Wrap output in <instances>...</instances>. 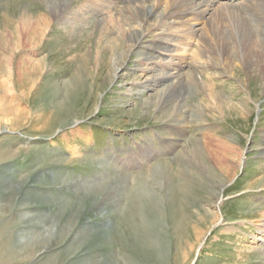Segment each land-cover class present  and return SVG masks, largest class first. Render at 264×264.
I'll list each match as a JSON object with an SVG mask.
<instances>
[{"label": "rangeland", "instance_id": "rangeland-1", "mask_svg": "<svg viewBox=\"0 0 264 264\" xmlns=\"http://www.w3.org/2000/svg\"><path fill=\"white\" fill-rule=\"evenodd\" d=\"M108 1L0 0V264H264V74L211 49L237 22L218 9L238 6L254 27L250 3L221 0L170 89L157 79L170 69L145 65L158 51L120 39L111 53L127 26ZM171 38L160 51L186 44ZM170 93L177 109L161 104ZM184 148L191 188L175 202L177 176L153 167L176 170ZM133 196L156 247L141 218L135 234L125 223Z\"/></svg>", "mask_w": 264, "mask_h": 264}, {"label": "bare ground", "instance_id": "bare-ground-1", "mask_svg": "<svg viewBox=\"0 0 264 264\" xmlns=\"http://www.w3.org/2000/svg\"><path fill=\"white\" fill-rule=\"evenodd\" d=\"M105 1L106 0H102V2H105ZM260 1H261V3H259ZM246 2L250 3L249 5H248V3H246L248 5L246 8V11L250 14V16L253 17L254 27L249 25V22L246 21V20H249V18L246 20H245V18H243V17H245V14L242 17V15H240V13H239L240 11H236L238 6L220 7L218 9V11H222V10H226V9L231 11V16L229 17V19L231 21L235 20L237 22L233 23L230 30L227 26H226V28L220 29L221 33L223 35L227 36V39L221 40L217 33L214 34V41H212L211 49H212V52H214L215 56L220 61H221V59H224V61L226 59V61L228 62L227 66H231V63L233 61H238V56H242L241 61H247L245 63L248 64L249 68L251 67V64H252L253 68H256L258 70L259 69L262 70L263 74H264V0H256V1L246 0ZM108 3H109V5L119 4L118 6L120 7V10L119 11L117 10V15L120 16L121 20L125 21V24L127 26V31L125 30L126 33H124V35H120L119 37L116 38V40H114L112 42H111V40H113V39L109 40L111 43L108 46H109L111 53H113V54H115L117 52L119 53V51L122 50L123 46H121L117 41L120 39H122V40L127 39L129 42L128 44H129L130 48L131 47L133 48L134 46H136L139 50V51H137L138 54H140L142 56L147 54V50H149V49L158 51L159 54L157 56H152V57L148 58L147 59L148 61L145 62V65H148L147 63H149L151 65H155V66H159V67L166 66V68L170 69V70H167V73L164 76L160 75V76H162V78H165V80H162L160 77H158L157 79L159 80V84L162 81L163 82L168 81L170 83L168 88L172 89L175 86H180L181 80L185 81L183 79L184 75L182 76L181 72H183V70L187 66V64H186L187 62L185 61V57L187 56V53L185 55V51L188 47L187 46L188 41L186 43V40H190L193 35L198 36L197 32L200 33L202 31L200 27L202 25L205 27L206 21H209L212 19V17L209 18L208 16L211 15V13L213 11L217 10L218 5H222L226 2H222L221 0H109ZM148 7L151 9V12H155V13L158 11V9L160 7H163L162 12H160V13L157 12L158 13L157 14L158 15L157 21L155 19H154L155 22L150 21L151 18L149 19V14H148L149 12L144 10ZM242 9H243V7H242ZM141 10H143L142 14L139 13V11H141ZM159 10H161V8ZM234 13H237V14L234 16ZM241 13H242V11H241ZM28 25H29V23L27 25L23 24L22 27L27 29ZM104 25H105V23H104ZM104 25L102 24L101 28H103ZM14 29H15V27H14ZM14 29H13L12 33L16 32V29L15 30ZM28 30H30V29H28ZM178 31H180L181 35L184 37L182 42H185L186 44L183 45V47L181 49L178 48V50H177L176 46H173V44H169L170 46H169L168 51H166V52L160 51L161 49H159L158 43L170 41L172 39L171 36L176 34ZM34 32L37 33V30H34ZM126 35L127 36L129 35L130 37H127ZM15 36L17 38V32H16ZM145 36L146 37L149 36V37L145 40L144 43H141V41H140L141 38H144ZM18 39L19 38H17V42L19 43ZM190 41H192V40H190ZM197 43H199L198 39H197ZM199 44H201V43H199ZM171 46H173V48H171ZM224 46L226 47V49L224 48ZM180 54L182 56H180V59H178L177 62H175V59L173 57L178 56ZM161 55H163V56H161ZM210 59H207V58L205 59V66L210 65L212 68H218V66L216 64H212L211 62H209ZM203 62H204V60H203ZM225 62L222 61V63H225ZM203 66L204 65H202V67ZM205 69H207V68H205ZM225 74L228 77H232V75L229 73V71L227 73L225 72L224 74H222L221 77L225 78ZM219 75L215 74L213 77L219 76ZM186 76H190V75L186 74ZM190 79H191L190 82L193 84L194 81L192 79V76L190 77ZM241 89H243V88H241ZM67 93H69V91ZM178 97H177V99H175L173 93H170L167 96V98L161 104L165 103L166 106H172V108L173 107L176 108L177 107L176 104L178 103ZM242 99L241 100L244 103H246V101H248L247 97L246 98L242 97ZM174 100H175V102H174ZM227 101H229V98H227ZM244 105L239 104L238 109L240 110V112H241V109H244L243 108ZM236 106H237V103H236ZM14 108L15 107L11 106L9 109L11 110ZM17 111H19V109ZM187 150H188V152H190V148H188V149L184 148V149H181L179 151V153H180L179 157H177L175 159V161L180 165H178L176 170H174L172 168L173 166L170 163H166L162 167H159V165H161V164H155L154 167L151 166L156 171L162 170L166 174L172 173L173 175L177 176V178H174L175 184L173 186V196H174L173 199L175 202H178L176 200L177 195L178 194L180 195V193H182L187 188V186L189 188H191L190 180L183 174L182 169H181V168H183L181 166V165H183L182 164L183 160H181V158L184 157L183 153L185 151L187 152ZM205 154H207V153H205ZM225 157H227V156H225ZM199 159H200V156H199ZM141 194H143V193H141ZM138 197H142V196L138 195ZM130 199H131L130 206L129 205L127 207L125 206L126 214H128V216H127L128 219H126L125 223L129 224V230L131 229L132 234L133 233L135 234L137 230L135 231L132 229L133 223H131L129 221L130 220L129 218L132 216V219H135V221L137 220L138 217L141 218L142 221H141L139 226L143 227V229L145 230V233H146L145 239H147V237H149L150 240L152 241V245L156 247L157 246L156 237H153V236L151 237L152 234L149 230V225L147 224L146 219H144V221H143V218H142L143 211L139 210V208H140L139 205L135 203L136 199H139V198H134V196L129 197L128 202L130 201ZM151 201L153 203L152 199H151ZM180 202L181 201L179 199V207L182 206V209L187 210L184 207V205H182V202H181V206H180ZM154 205H156V204H154ZM212 206L218 207V204L216 203ZM184 210L182 213L183 218L181 217V220L179 221L180 224L185 222V220L188 218V213L185 212ZM136 227H137V225H136ZM107 231H109V230H107ZM138 233L141 234L142 229H141V231L138 230ZM149 238L147 239L148 243L150 242ZM161 243H162V241H161ZM149 245H151V244H149ZM160 251H161V249H159L155 252V254L158 256V258H160L159 255L161 253H162V256L164 253L163 251L162 252H160Z\"/></svg>", "mask_w": 264, "mask_h": 264}]
</instances>
